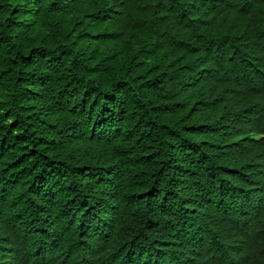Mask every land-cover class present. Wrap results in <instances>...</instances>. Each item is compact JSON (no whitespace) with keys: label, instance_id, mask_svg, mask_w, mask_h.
Wrapping results in <instances>:
<instances>
[{"label":"trees","instance_id":"1","mask_svg":"<svg viewBox=\"0 0 264 264\" xmlns=\"http://www.w3.org/2000/svg\"><path fill=\"white\" fill-rule=\"evenodd\" d=\"M0 264H264V0H0Z\"/></svg>","mask_w":264,"mask_h":264}]
</instances>
